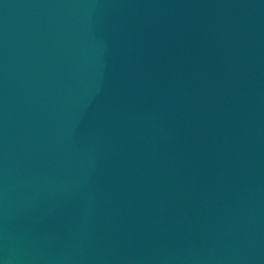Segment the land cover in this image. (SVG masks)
<instances>
[{"label": "water", "instance_id": "95a60500", "mask_svg": "<svg viewBox=\"0 0 264 264\" xmlns=\"http://www.w3.org/2000/svg\"><path fill=\"white\" fill-rule=\"evenodd\" d=\"M0 264H264V0H0Z\"/></svg>", "mask_w": 264, "mask_h": 264}]
</instances>
